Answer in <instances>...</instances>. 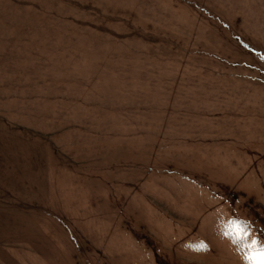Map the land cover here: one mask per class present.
Here are the masks:
<instances>
[{
  "label": "rangeland",
  "instance_id": "374dc122",
  "mask_svg": "<svg viewBox=\"0 0 264 264\" xmlns=\"http://www.w3.org/2000/svg\"><path fill=\"white\" fill-rule=\"evenodd\" d=\"M249 239L264 0H0V264H249Z\"/></svg>",
  "mask_w": 264,
  "mask_h": 264
},
{
  "label": "snow or ice",
  "instance_id": "6c2138e0",
  "mask_svg": "<svg viewBox=\"0 0 264 264\" xmlns=\"http://www.w3.org/2000/svg\"><path fill=\"white\" fill-rule=\"evenodd\" d=\"M230 230L225 235L232 236L236 242H244L249 236L246 228L242 227L239 222H233L229 225ZM249 251L246 259L249 264H264V242H258L256 239H249L244 245Z\"/></svg>",
  "mask_w": 264,
  "mask_h": 264
}]
</instances>
